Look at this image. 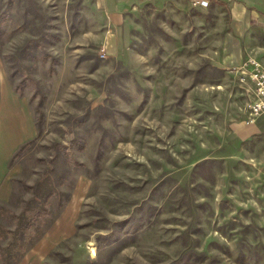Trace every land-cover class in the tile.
<instances>
[{"label": "rangeland", "instance_id": "1", "mask_svg": "<svg viewBox=\"0 0 264 264\" xmlns=\"http://www.w3.org/2000/svg\"><path fill=\"white\" fill-rule=\"evenodd\" d=\"M263 7L0 0L1 116L37 127L0 224L53 194L20 264H264Z\"/></svg>", "mask_w": 264, "mask_h": 264}, {"label": "trees", "instance_id": "2", "mask_svg": "<svg viewBox=\"0 0 264 264\" xmlns=\"http://www.w3.org/2000/svg\"><path fill=\"white\" fill-rule=\"evenodd\" d=\"M34 21L33 23H35ZM33 47V46H31ZM28 52L32 50L27 49ZM27 85L26 80H22L15 88L20 95L23 94V89ZM26 144L22 145L17 155L20 154ZM37 193V194H36ZM36 196L29 200L24 207V211L19 215H15L16 226L13 230H5L0 224V237L9 239L6 246L0 244V264H20L32 245L41 238L44 231L41 230V224L37 223L40 216H48L50 212L44 207L51 197L52 193L43 194V192L36 191ZM46 193V192H45ZM44 200V202H42Z\"/></svg>", "mask_w": 264, "mask_h": 264}, {"label": "crops", "instance_id": "3", "mask_svg": "<svg viewBox=\"0 0 264 264\" xmlns=\"http://www.w3.org/2000/svg\"><path fill=\"white\" fill-rule=\"evenodd\" d=\"M255 1H259V5L264 6L263 0ZM19 98L14 95L12 101L18 103L15 107L20 112L23 111L21 116L18 115L20 119L22 118L20 121L13 119L10 122L7 121L8 123H4L1 115L3 113V106H5V100L2 98L0 102V200L3 202L8 201L10 198V195H8L9 179L12 175V167L9 166L10 160L23 144L34 139L37 131L35 118L31 109H29L27 104L21 102Z\"/></svg>", "mask_w": 264, "mask_h": 264}, {"label": "built area", "instance_id": "4", "mask_svg": "<svg viewBox=\"0 0 264 264\" xmlns=\"http://www.w3.org/2000/svg\"><path fill=\"white\" fill-rule=\"evenodd\" d=\"M195 3L200 6H210V0H195ZM104 55L103 53V56ZM251 62L255 65L254 70L258 72L251 74V79L254 80V85L252 86L253 97L251 98V96H249L250 100L247 101V103L252 109L250 114L255 117H260L262 114L264 115V69L261 70L263 66L258 64L256 60H251Z\"/></svg>", "mask_w": 264, "mask_h": 264}, {"label": "bare ground", "instance_id": "5", "mask_svg": "<svg viewBox=\"0 0 264 264\" xmlns=\"http://www.w3.org/2000/svg\"><path fill=\"white\" fill-rule=\"evenodd\" d=\"M92 249H93V250H92V251H93V253H92V254H93V255H96V252H95V249H94V247H93Z\"/></svg>", "mask_w": 264, "mask_h": 264}]
</instances>
